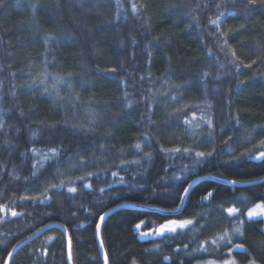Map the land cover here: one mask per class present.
<instances>
[{
    "label": "trees",
    "instance_id": "16d2710c",
    "mask_svg": "<svg viewBox=\"0 0 264 264\" xmlns=\"http://www.w3.org/2000/svg\"><path fill=\"white\" fill-rule=\"evenodd\" d=\"M132 2L4 0L0 7V109L6 125L0 131V205L10 209L0 213V264L6 263L14 247L48 224L66 228L72 264H104L96 225L110 209L132 204L170 211L179 207L181 189L198 177L250 182L264 176V160L254 158L255 145L264 139V0H134L143 14L140 18L132 14ZM141 4L147 7L140 8ZM220 12L224 16L216 28L210 19ZM46 35L57 41L45 45ZM239 59L252 67L239 65L237 72L231 62L239 64ZM46 60L48 72L73 84L72 89L60 86L62 101L54 102L43 86H28L44 71ZM113 67L116 72L105 70ZM205 72L209 76L202 81ZM164 92L168 95H161ZM171 96L181 104H200L201 109H191L198 116L205 100L210 102L207 113L214 128L202 124L193 129L181 120H169L167 112L175 107ZM21 109L24 116L19 114ZM48 123L56 127L50 129ZM30 128H42L36 140L30 139ZM5 138L13 146L4 144ZM138 142L143 151L153 153L151 162L141 160V169L134 164L121 167L122 160L143 156L132 147ZM51 147L60 155L50 160L39 154L33 157L30 151L47 152ZM162 147H188L193 153L165 154ZM195 151L213 155L193 168ZM37 160L43 167L37 164L33 178L32 164ZM185 165L188 170L181 173ZM57 166L64 176L56 173ZM88 171L98 173L87 177L92 189L83 188L84 181L76 179ZM113 171L117 177L111 175ZM174 173L181 179H173ZM69 176L73 185H68ZM119 176L125 183L119 182ZM61 179L66 186L48 189L51 199L40 195L47 184H59ZM67 186H75L77 192L69 193ZM101 187L104 193L99 192ZM207 191H213L215 199L201 203ZM262 199L264 183L239 187L204 180L190 190L179 213L120 208L106 217L100 237L109 264L133 260L136 264H205L221 259L227 251L217 253L211 245L207 252L193 251L226 222V213L217 204L235 203L244 211ZM11 210L19 215L12 216ZM166 218H199L207 227L172 238H142L135 227L143 221L140 231H150ZM241 218L245 236L234 243L243 242L258 264H264L263 221ZM233 256L248 258L239 251ZM9 264H68L64 232L50 228L19 248Z\"/></svg>",
    "mask_w": 264,
    "mask_h": 264
},
{
    "label": "snow or ice",
    "instance_id": "6c2138e0",
    "mask_svg": "<svg viewBox=\"0 0 264 264\" xmlns=\"http://www.w3.org/2000/svg\"><path fill=\"white\" fill-rule=\"evenodd\" d=\"M116 2L119 4L120 0H116ZM250 3H253L254 0H249ZM4 5V0H0V7H3ZM147 6L144 4L140 5V8H146ZM217 8L221 7V4H217L216 5ZM33 8L35 9V6H33ZM131 12L134 15H138V18L142 17L143 14L139 13V9L137 7V4L134 2L131 3ZM224 16L223 12H220L219 15L215 18V19H210V23L212 25H214L216 28H220V25L222 23L221 21V17ZM50 41H57V38L53 35H46L44 38V43L45 45H47ZM225 43H227V41H225ZM46 50H50V49H46ZM232 55L235 57L236 53L233 50L232 51ZM238 59V58H237ZM231 63H233L235 65V70L237 72H239V65H243L246 68H250L252 67V64H246L243 59H239V64H236V61L233 60ZM254 63V62H253ZM47 65H48V61H45V66H44V71L42 73H40L38 76L34 77L33 79H31V81L29 82V87L32 88H38L40 86L42 87V91L44 93H47L50 97L53 98V101H62L64 100V97L61 96L60 94V86L62 85H67V87L69 89H72L73 84L71 82V80H69L67 77L64 76H60V75H54L50 72L47 71ZM106 71L109 72H116L117 69L116 68H107L105 69ZM73 74L72 73H68V77H71ZM209 76V73L205 72L203 73L202 76V81L204 79H207V77ZM49 78H51V82H49ZM144 77H141V80H143ZM217 79H219V77H217ZM173 87H181L178 85H173ZM205 96H207V86L205 85V92H204ZM13 95H15V93H13ZM155 95V94H153ZM161 95L167 96L168 93L164 92L161 93ZM178 95L182 98V93H178ZM145 99L147 100L148 98L145 97ZM171 101L174 103L175 107L173 111L167 112V116L169 118V120L175 119V120H181L184 124L188 125L190 128H199L202 126V124L207 125V127L209 129H213L214 128V121H213V117L211 115H208L207 113V109H211L212 105L210 102H208L207 100H205V109L200 111L199 116L197 115L196 111H191V109L195 108V109H201V105L200 104H181L180 100L178 99L177 96H171L170 97ZM154 103V102H152ZM152 103H149L147 105L149 112L152 111ZM129 107L131 106L130 104L128 105ZM189 113H190V118H189ZM19 114L21 116H24V111L21 109ZM4 115L5 113L3 112L2 109H0V131H3L6 127L5 125V120H4ZM151 116H149V120H151ZM92 122L94 123V114L92 117ZM237 122H238V117H237ZM41 125H45L44 121H40L39 122ZM64 123H66V121H64ZM154 123V121H153ZM48 128L50 129H54L56 127V124L53 123H48L46 125ZM73 127H76V125H73ZM81 128L83 127L82 125L80 126ZM89 131H94V129H88ZM31 136L30 139L31 140H36L38 135L40 134V132L42 131L41 129H29ZM17 132H19V129H17ZM209 135H211V132L209 133ZM145 139L147 141H150V136H146ZM229 139H231V137H229ZM4 144L9 145L10 147L13 146L11 144V141L7 138L4 139ZM132 147L135 148V150L137 152H143V156L140 159H133V160H122L121 161V167H124L127 164H134L138 166V169H141L143 166L141 165V160H146L151 162V160L153 159V153L151 151H143V147L141 145V143H135L134 145H132ZM149 147H151V144L149 143ZM255 147L258 149V151L256 152L254 158L257 160H264V139H261L259 141L258 144L255 145ZM30 151L32 152L33 157H35L37 154L41 155L42 158L44 160H50V159H54L56 157H58L60 155V152L57 150V148L55 147H51L48 149L47 152H43L42 150H38L36 148H31ZM160 151L164 152L165 154H176V153H180L181 155L187 154V155H192L193 153V149H190L188 147H168V148H164L162 147L160 149ZM215 151V149H213V152ZM213 152H203V151H195L194 153V159H193V168H195L196 166H198L200 163H202L205 159H207L208 157H211L213 155ZM50 153V155H49ZM22 155H25L24 153H22ZM77 155H79V153H77ZM37 164H40L41 167H43V164L41 163L40 160H37L35 163L32 164V168L35 169L34 171L31 172V176L33 178H35L38 174V169H37ZM71 167H76L75 164L71 165ZM126 170V169H125ZM188 170V166L185 165L182 169H181V173ZM56 173L60 176H64L65 172H61L59 166H57V168L55 169ZM66 171H70V169L66 170ZM94 175H98V173H93L91 171H88L86 173V175H80L77 176L76 179L80 180V181H84L83 184V188H87V189H92L93 185L91 183L87 182V177H91ZM111 175L113 177H117L118 176V172L113 171L111 172ZM17 179H19V177H16ZM25 179L27 180L28 177H25ZM173 179L175 180H180L181 179V175H178L176 173L173 174ZM119 182L120 183H125V179L124 176H119ZM230 183L232 184H236L237 181L233 180ZM74 181L71 179V176L68 177V185H73ZM66 186L65 180L61 179L59 184H55V183H49L46 185V189L45 191H42L40 193L41 196H44L46 199H51L50 196H47V190L48 189H60V188H64ZM109 187H111V185H109ZM192 187L191 184H189L187 187L182 188L181 191L183 193V195H181L179 197L181 203L184 202V198L190 196V192L189 189ZM67 191L69 193H76L77 192V188L75 186H67ZM99 192L104 193L105 192V188L101 187L99 188ZM211 199H215L214 197V193L213 191H207L206 194L201 196V203H203L204 201H209ZM24 199H34V200H39L40 197H27L25 196ZM217 208H219L221 210V213H226V216H224V221H226L225 223H223V226L219 229L213 232V235L207 239H204L200 242L199 246L196 249H193V251L195 252H207L209 251V247L208 245H211V250L215 251L217 253H222L223 249H227L226 253H222L221 255V259L219 260H208L205 262V264H258V261L255 257L251 256V253H249L248 249L245 247L243 242H238V243H234L235 240L239 239V240H243L244 236H245V229H244V224L245 221L241 218L242 216H247L249 221H253V220H264V199H262L260 202L258 203H254L251 207H246L244 211H242L241 207H237L235 203H232L230 206H225L224 202H219L217 204ZM8 209V206L6 205H0V213H5ZM177 209H171V211H176ZM167 211V209L165 210ZM11 215L12 216H17L19 215L15 210H11ZM198 217L203 216V214H196ZM100 221H103L104 217L100 216ZM213 222L215 223H219V221H215V219L213 218ZM143 223V221H141V223H138L135 225V227L137 229H140L141 224ZM62 227V226H61ZM207 227V223L205 224H200L199 222V218L197 219H193V218H183V219H168L166 218L165 221L163 223H160L156 228H154L152 231L150 232H141L140 235L142 237H149V236H158V237H162V238H172L175 235H178L180 233H184L186 231H200L203 230ZM100 228L101 225L98 223L96 225V234L99 235L100 234ZM50 239H54V237L50 238ZM100 247L103 248L104 244H103V240H101L100 242ZM185 248L188 247L187 244L184 245ZM157 248H159V245H157ZM177 251H179V249H177ZM234 251H239L241 253H246L248 255V258L246 260H241V259H237L235 256H233V252ZM47 254V251L45 250V255ZM10 255V254H9ZM165 260H168L169 257H164ZM72 251H71V238L68 239V262L69 264H72ZM104 264H109V260H108V254L105 252L104 255ZM132 264H136V261L133 260Z\"/></svg>",
    "mask_w": 264,
    "mask_h": 264
},
{
    "label": "water",
    "instance_id": "95a60500",
    "mask_svg": "<svg viewBox=\"0 0 264 264\" xmlns=\"http://www.w3.org/2000/svg\"><path fill=\"white\" fill-rule=\"evenodd\" d=\"M204 180H213V181H216V182H220V183H223V184H228V185H231V186H239V187H244V186H249V185H254V184H259V183H264V176L262 178H259V179H256V180H253V181H250V182H237L236 184H232L230 183L231 181H226V180H223L221 178H218L216 176H213V175H206V176H202V177H198L196 178L194 181H192L190 184L192 185V187L189 189V192L190 190L195 187L198 183L204 181ZM186 198H184V202L183 203H180L179 207L177 208L176 211H165V210H160V209H155V208H146V207H139V206H136V205H132V204H121L117 207H114L112 209H110L109 211H107L105 214H103L102 216L104 217L103 221H98V223L102 226L104 220L106 219L107 216H109L111 213L115 212L116 210L120 209V208H136V209H149V210H153V211H159L163 214H167V215H175L177 213L180 212V210L183 208L184 204H185V201H186ZM62 226V227H61ZM53 227H59L62 229V231L64 232L65 236H66V240H67V261H68V239H69V235H68V232L66 230V228L61 225V224H48L44 227H42L41 229H39L38 231H36L32 236L26 238L25 240H23L22 242H20L16 247H14V249L11 251L10 255L8 256L7 260H6V263L5 264H9L10 263V260L12 258V256L14 255V253L21 247L25 246L26 244L30 243L31 241L37 239L40 235H42L43 233H45L47 230H49L50 228H53ZM101 230V228H100ZM97 240H98V246H99V250H100V253L104 259V255H105V250H104V247L101 248L100 247V242H101V237H100V234L97 235ZM69 264V262H68Z\"/></svg>",
    "mask_w": 264,
    "mask_h": 264
},
{
    "label": "rangeland",
    "instance_id": "374dc122",
    "mask_svg": "<svg viewBox=\"0 0 264 264\" xmlns=\"http://www.w3.org/2000/svg\"><path fill=\"white\" fill-rule=\"evenodd\" d=\"M245 217H246V219H248L246 215H245ZM262 221H263V229H264V220H262ZM141 226H142V224H141ZM156 227H157V226H156ZM156 227H155V228H156ZM140 228H141V227H140ZM137 230L141 233V232H150V231H152L153 229L150 230V231H140V229H137ZM140 236H141V235H140ZM141 237H142V236H141ZM150 237H157V236H149V237H142V238H150Z\"/></svg>",
    "mask_w": 264,
    "mask_h": 264
}]
</instances>
